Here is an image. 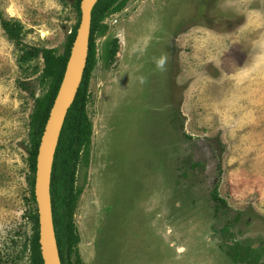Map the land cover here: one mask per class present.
I'll use <instances>...</instances> for the list:
<instances>
[{"label":"rangeland","instance_id":"1","mask_svg":"<svg viewBox=\"0 0 264 264\" xmlns=\"http://www.w3.org/2000/svg\"><path fill=\"white\" fill-rule=\"evenodd\" d=\"M73 1L0 0V10L21 23L22 44L61 53L79 21ZM101 22L70 264H237L230 241L264 264V0H125ZM19 53L0 28V264H31L27 122L46 84L41 58L18 63ZM200 141L216 160L210 178L195 154L189 165ZM214 185L225 208L214 210Z\"/></svg>","mask_w":264,"mask_h":264},{"label":"trees","instance_id":"2","mask_svg":"<svg viewBox=\"0 0 264 264\" xmlns=\"http://www.w3.org/2000/svg\"><path fill=\"white\" fill-rule=\"evenodd\" d=\"M79 1H73L77 14H79ZM124 1L96 0L91 8L85 64L74 98L66 110L53 154L49 181V198L60 264H70L69 253L78 242V235L71 222L75 200L79 193L78 189L75 190L73 187V179L79 148L88 141L90 132V124L86 118L84 106L88 76L95 63L93 34L104 30L105 25L101 22L104 16L108 12L119 10ZM77 25L78 21L66 34L62 52L57 53L53 47L22 44L21 23L17 19L4 17L0 10V28L5 37L20 50L18 63H24L36 57L41 58L42 65L38 72V79L40 83L46 84V89L42 95L33 97L32 110L27 122L28 147L26 149V165L29 174L26 177L28 196L25 200L31 203V207L27 210L30 222L27 248L31 264H43L38 243L37 208L33 195L35 157L39 139L61 80ZM116 46L115 39H111L107 49V59L113 58ZM18 85L21 89L27 88L24 83L19 82ZM30 95L33 96V93L30 92ZM191 165H195V163L192 162ZM209 197L214 202V210H218L221 206L225 208V201L218 196L216 185L209 191ZM221 228L222 231H226L227 224H223ZM225 245L228 256L237 264L258 263V253L251 245H241L235 241L226 242Z\"/></svg>","mask_w":264,"mask_h":264},{"label":"water","instance_id":"3","mask_svg":"<svg viewBox=\"0 0 264 264\" xmlns=\"http://www.w3.org/2000/svg\"><path fill=\"white\" fill-rule=\"evenodd\" d=\"M96 0L79 1V21L71 43L63 74L56 94L46 118L35 157L33 195L37 208L38 243L43 264H60L54 230L52 225L49 198V181L53 154L59 131L66 113L76 93L86 59L89 35L90 11ZM204 145V153L212 152L208 144ZM216 168V160L209 157L205 165V173ZM210 178V176L208 177Z\"/></svg>","mask_w":264,"mask_h":264},{"label":"flooded vegetation","instance_id":"4","mask_svg":"<svg viewBox=\"0 0 264 264\" xmlns=\"http://www.w3.org/2000/svg\"><path fill=\"white\" fill-rule=\"evenodd\" d=\"M205 143H206V141H204ZM206 144H208V143H206ZM209 145V144H208ZM199 150H197V151H193V153H192V159H191V161H190V167H196V160H194V154H195V156H198L197 157V160L199 159L200 161L202 160V161H204V169H205V165L207 164V161H208V158H209V155H208V153H204V151H205V148H204V145H202V144H200V142H199ZM209 147H210V150H212V146H210L209 145ZM195 163V165H191V163Z\"/></svg>","mask_w":264,"mask_h":264}]
</instances>
